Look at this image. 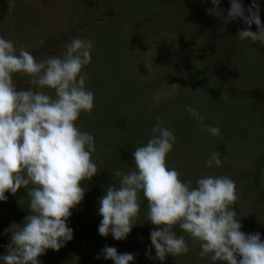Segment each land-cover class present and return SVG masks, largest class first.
I'll return each mask as SVG.
<instances>
[{"label": "rangeland", "instance_id": "rangeland-1", "mask_svg": "<svg viewBox=\"0 0 264 264\" xmlns=\"http://www.w3.org/2000/svg\"><path fill=\"white\" fill-rule=\"evenodd\" d=\"M257 2L264 22V0ZM242 3L247 8L252 0ZM219 7L209 12L211 0H0V37L13 41L17 54L24 48L40 61L60 56L63 45L75 37L94 42L91 62L83 69L94 107L91 114L82 112L76 124L94 136V158L104 164L85 182L88 191L67 221L73 239L59 251L48 249L39 256L41 264H114L96 258L105 245L133 253L130 264H212L199 257V244L193 246L178 226L174 231L185 235L189 252L160 261L153 247L149 258L155 226L146 220L142 195L137 224L126 239L98 233L99 198L119 183L112 171L134 166L132 153L151 138L157 116L177 138L167 166L193 186L205 173L233 179V210L241 231L259 232L264 240V46L240 41L237 30L248 26L240 20L225 24L229 0H221ZM251 29L256 31V25ZM56 32L59 39L52 35ZM29 79L13 74L18 89L30 87ZM187 105L199 108L204 123L218 126L220 137L202 130L185 111ZM216 150L222 164L208 169L204 162ZM5 195L7 201H0V255L10 242L4 229L29 214L23 187L16 195Z\"/></svg>", "mask_w": 264, "mask_h": 264}, {"label": "clouds", "instance_id": "clouds-1", "mask_svg": "<svg viewBox=\"0 0 264 264\" xmlns=\"http://www.w3.org/2000/svg\"><path fill=\"white\" fill-rule=\"evenodd\" d=\"M221 0H211L220 9ZM225 24L240 20L248 27L238 29L240 41L264 46V22L260 4L252 0L245 8L242 0H229ZM256 25V31L251 26ZM223 31V28L221 29ZM60 38V33L52 34ZM94 42L75 37L63 45L60 56L51 55L37 61L29 51L19 49L13 41L0 37V201L6 192L16 195L26 191L28 213L19 224L4 229L10 234L3 264H41L39 256L48 249L59 251L73 239L68 226L72 209L79 205L91 181L104 161L97 152L94 136L77 126L81 113L91 114L94 92L86 86L88 75L83 69L91 62ZM27 75L30 87L18 89L13 74ZM50 89V94L44 89ZM185 111L202 130L219 138L218 126L204 123L199 108L187 105ZM170 123V122H169ZM174 129L156 117L147 143L135 147L134 166L128 171H112L119 178L99 198L98 215L102 217L98 233L124 240L137 224L141 195L147 202L146 217L155 227L150 231L151 245L146 255L165 261L187 254L189 244H199L201 259L212 264H264V240L259 232L245 233L238 214L236 184L225 175L205 173L195 181H184L176 168L167 166V155L176 143ZM208 169L222 164L220 151H212L205 160ZM22 205V199L19 201ZM182 231L177 235L174 227ZM114 264H130L133 253H118L105 245L97 259Z\"/></svg>", "mask_w": 264, "mask_h": 264}]
</instances>
